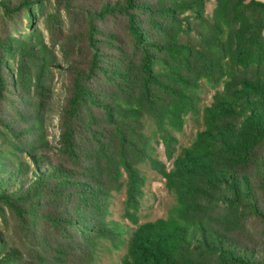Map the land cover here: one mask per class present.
Returning <instances> with one entry per match:
<instances>
[{"label":"trees","instance_id":"obj_1","mask_svg":"<svg viewBox=\"0 0 264 264\" xmlns=\"http://www.w3.org/2000/svg\"><path fill=\"white\" fill-rule=\"evenodd\" d=\"M54 1L71 30L58 147L45 127L56 58L40 42L0 44V204L29 245L27 259L12 249L0 264H99L105 250L124 252L121 264H264V2ZM189 118L202 130L179 151ZM145 164L175 202L140 224ZM124 190L133 229L111 219Z\"/></svg>","mask_w":264,"mask_h":264},{"label":"rangeland","instance_id":"obj_2","mask_svg":"<svg viewBox=\"0 0 264 264\" xmlns=\"http://www.w3.org/2000/svg\"><path fill=\"white\" fill-rule=\"evenodd\" d=\"M264 2V0H259ZM214 8V2L209 4V13ZM27 15L31 17L29 25ZM71 35L70 24L66 15L56 8L54 0H42L36 5H32L31 10L25 14L23 10L18 12L6 13L0 8V44L12 43L13 49L16 48L17 41H33L34 43H43L46 45L51 55L56 58L55 64L48 68L51 74L50 88L51 101L47 108L46 133L50 145L58 147L59 136V110L64 104L66 98V55L63 45L67 43ZM7 56L12 76L16 79L19 71L18 55L14 50ZM214 91L208 89L204 94V104L210 105L213 100ZM5 116L13 119L15 112L9 106L4 107ZM202 130L201 122L197 119L189 118L184 130L176 133L178 138V150L182 147H188L194 141L197 133ZM2 138L0 136V143ZM158 157L168 168L172 167L169 161L166 146L162 140L156 144ZM142 175L146 179L144 187V197L142 199L141 210L139 213L140 224L155 222L166 218L169 210L174 205V198L166 187V180L150 165L141 166ZM126 191L116 194L114 205L112 207V220L128 225L131 229L135 226L124 218V204L126 201ZM29 245L27 238L18 228V220L15 214L5 205L0 204V253L7 250L18 249L19 255L23 260L28 258ZM124 252H110L109 250L100 252L99 264H121ZM20 258V257H19Z\"/></svg>","mask_w":264,"mask_h":264}]
</instances>
